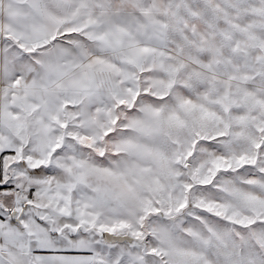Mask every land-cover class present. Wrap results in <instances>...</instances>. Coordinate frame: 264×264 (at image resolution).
Wrapping results in <instances>:
<instances>
[{"label":"snow or ice","instance_id":"obj_1","mask_svg":"<svg viewBox=\"0 0 264 264\" xmlns=\"http://www.w3.org/2000/svg\"><path fill=\"white\" fill-rule=\"evenodd\" d=\"M0 264H264V0H0Z\"/></svg>","mask_w":264,"mask_h":264}]
</instances>
